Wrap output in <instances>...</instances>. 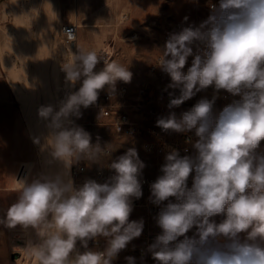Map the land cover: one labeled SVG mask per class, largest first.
Here are the masks:
<instances>
[{"label":"clouds","instance_id":"obj_1","mask_svg":"<svg viewBox=\"0 0 264 264\" xmlns=\"http://www.w3.org/2000/svg\"><path fill=\"white\" fill-rule=\"evenodd\" d=\"M210 9L198 27L170 34L159 52L156 65L171 81L165 91L173 90L168 91L167 108L179 107L209 86L240 99L215 116L216 95L201 98L179 118L170 111L156 119L164 132L195 130L197 139L187 140L195 155L168 152L162 175L149 186L152 204L167 203L154 218L161 232L147 252L157 264H264V152L257 151L264 141V0H220L218 8ZM63 33L76 40L73 30ZM190 56L192 64L184 74ZM101 60L104 68L94 71ZM61 71L68 89L78 82L81 86L67 91L57 106L38 109L47 134L32 141L43 156V170L29 180V169L17 180V199L4 210L0 225L34 233L26 249L35 264H113L143 233V218L129 217L133 199L143 196L146 165L135 146L106 163L112 145L102 147L99 138L92 143L91 134L75 120L82 117L81 108L97 102L100 90L107 86L114 95L117 82L129 83L132 73L128 66L84 48L63 58ZM81 162L114 174L103 183L86 178L77 186L71 169ZM217 216L223 219L217 222ZM125 260L136 264L133 256Z\"/></svg>","mask_w":264,"mask_h":264},{"label":"rangeland","instance_id":"obj_2","mask_svg":"<svg viewBox=\"0 0 264 264\" xmlns=\"http://www.w3.org/2000/svg\"><path fill=\"white\" fill-rule=\"evenodd\" d=\"M192 9L190 0H0V217L17 199V180L24 168L25 175L29 169L31 171L29 180L43 170V156L32 137L46 135L47 129L45 121L39 119L36 112L42 105L57 106L67 91H76L81 86L78 82L75 88L68 89L65 86V74L61 71L63 58H71V51L75 53L78 48L95 49L102 59L116 60L128 66L132 73L131 81H118L116 89H127L124 110L141 129L131 138L121 137L112 126L105 125L100 116L84 108H81L82 117L75 123L91 134L94 144L99 138L102 147L112 145L114 150L109 159L104 158L106 162L135 146L139 158L146 165L142 177L155 173L156 158L143 150V143L172 141L183 133L164 132L158 127L157 135L145 131L162 116H153L150 106L162 107L168 91H173H165L166 85L171 82L170 77L151 72V65L163 50L166 37L177 32L175 26L191 22ZM67 25L77 27L74 48L62 41L61 30ZM17 29H21L30 41L21 43L16 35ZM103 68L104 62L101 60L94 71ZM141 90L145 92V99L139 96ZM175 91L179 95L178 90ZM199 100L196 95L176 109L181 115ZM30 110H34L33 113ZM220 111V106L214 104L213 115H218ZM35 116V120H42L41 127L39 121H33ZM260 147L261 152H264V141ZM95 166L92 165L88 170L92 171ZM187 183H192V174ZM170 199L175 202L174 198ZM155 217H149L143 208L133 207L129 219L143 218V233L119 253L113 264H127L125 257L145 243L146 235L160 234L161 229ZM214 219L219 222L223 217ZM194 231L191 230L187 235L191 236ZM30 237L35 238L34 233H25L19 226L8 229L0 225V256H6V240L14 247L12 264H35L26 249ZM147 264H157L151 253Z\"/></svg>","mask_w":264,"mask_h":264},{"label":"built area","instance_id":"obj_3","mask_svg":"<svg viewBox=\"0 0 264 264\" xmlns=\"http://www.w3.org/2000/svg\"><path fill=\"white\" fill-rule=\"evenodd\" d=\"M193 5V20L189 24H177L175 26V30L179 32L183 27H187L189 25H192L194 27H198L201 22L206 20L208 16L211 14V5H216L217 8L219 6L220 0H190ZM65 29H71L76 34L77 38V27L73 25H67L63 26L61 33H62V41L66 45L74 44L76 41H69L66 38V34L63 33V30ZM169 36L166 37V40ZM201 50H203V45L200 46ZM194 53L196 52L195 45L193 46ZM159 56H156L152 65H151V72L158 74L160 76H168L166 73L162 72L160 68L156 65L159 60ZM193 57L190 56L186 62V65L184 69H182V72L184 74H187L188 67L192 64ZM216 95L217 99L214 104L220 106L221 110L224 106H226L229 103H232L234 100H239V96H233L232 94L228 93L226 90H219V92H215L213 86H209L206 90L201 91L197 94V96L201 98H208L212 99V97ZM139 96L143 99L146 98L145 92L141 90L139 92ZM126 97H127V89L125 87H120L116 89V92L114 95H109L107 88L104 90H100L98 100L97 102L89 106L87 109L94 112L96 115L100 116L104 120L105 125H110L121 137L125 138H131L138 134L140 131V127L137 123L131 119V117L126 113L124 108L126 107ZM169 96L165 98L164 104L162 107H151V114L153 116H156L158 114H162L164 116L168 115L170 111L175 112L177 117L180 116L179 112L177 111L176 107L169 110L167 108V105L169 103ZM117 100H119V103H117ZM156 126L152 125L150 129L154 131V128ZM191 137L192 142L194 143L197 137L195 136V130L183 133L180 138L175 139L173 141H166L163 143H153L148 142L143 145V150L150 155H153L156 158V171L154 174L141 177L142 179V192L143 196L140 199H133V207L135 208H143L145 209L147 215L149 217L156 216L158 212L160 211V208L164 206L167 202H164V204L157 206L152 204L149 201L150 196V184L156 180V178L162 173L160 172L161 165L165 162L164 158L165 155L170 152L171 150L175 149L178 150L183 155H195V149L192 147L191 143H188V138ZM187 149V151H185ZM258 152H261V147L257 149ZM111 161H108L106 163H110ZM80 169H83L82 171ZM72 176L74 179V182L77 186L81 185L86 178L95 179L98 183H103L105 180L114 174L113 171L109 170L107 167L101 168L99 165H96L95 168L92 171H89L87 166L84 162H81L79 165H74L71 169ZM194 176V173H192V177ZM192 185L188 184V187L190 188ZM155 235L148 234L145 237V243L142 245H139L135 248V250L130 254V256H133L136 258V264L142 263L147 264L149 262V256L150 253L147 252V247L149 244L154 242ZM105 245V241L103 239L99 242V248L103 250V247ZM79 247V244H78ZM89 247H93V243H89ZM81 251L83 249L81 248Z\"/></svg>","mask_w":264,"mask_h":264},{"label":"crops","instance_id":"obj_4","mask_svg":"<svg viewBox=\"0 0 264 264\" xmlns=\"http://www.w3.org/2000/svg\"><path fill=\"white\" fill-rule=\"evenodd\" d=\"M193 10V9H192ZM193 20V11H192V19H191V22ZM135 123H137L135 120H133ZM138 124V123H137ZM152 125H155V123H151L146 129V133H149L151 135H157V127L154 128V131H152L150 129V127ZM139 126V125H138ZM140 127V126H139ZM140 132V131H139ZM138 132V133H139ZM173 141V140H172ZM148 142H153V143H163V142H166V141H146L143 143V145L145 143H148ZM169 142V141H168ZM93 143V142H92ZM143 145H142V148H143ZM88 168V167H87ZM5 240V239H4ZM5 247H6V256L2 257L0 256V264H12V255H13V252H14V247H12L11 245L8 244V242L5 240Z\"/></svg>","mask_w":264,"mask_h":264},{"label":"bare ground","instance_id":"obj_5","mask_svg":"<svg viewBox=\"0 0 264 264\" xmlns=\"http://www.w3.org/2000/svg\"><path fill=\"white\" fill-rule=\"evenodd\" d=\"M38 20H39V19H38ZM19 21H20V20H19ZM18 26H19V25H18ZM20 26H21V25H20ZM36 27H37V26H36ZM38 27H39V26H38ZM12 28H13V27H12ZM20 28H21V27H20ZM17 30H18V31H17L18 34H16V35H18L19 41H20L21 43H25V42H27V41H30V39L28 40V38L24 36V34H23V32H22L21 29H17ZM35 31H37V30H35ZM24 32H25V31H24ZM31 32H32V31H31ZM31 32H29V33L31 34ZM42 32H43V31H42ZM21 34H22V35H21ZM12 35H13V34H12ZM26 35H27V34H26ZM28 36H29V34H28ZM29 38H30V36H29ZM28 43H29V42H28ZM70 47L74 48V44H71ZM69 59H70V58H69ZM5 64H6V63H5ZM8 66H9V65H8ZM8 66H6V67H8ZM10 67H11V66H9L8 69H9ZM12 67H13V66H12ZM10 70L12 71L13 69L10 68ZM11 73H14V72H11ZM26 81H27V80H26ZM29 83H30V82H29ZM24 87H25V86H24ZM24 87H23V88H24ZM25 88H26V87H25ZM34 108H35V107H33V109H34ZM27 109H28V108H27ZM25 110H26V109H25ZM33 111H34V110H33ZM33 111L31 112V110H30L31 113H33ZM37 111H38V110H37ZM35 112H36V109H35L34 113H35ZM37 113H38V112H36V115H37ZM28 115H30V114H28ZM30 116H31V115H30ZM33 116H34V115H33ZM33 116H32V117H33ZM37 117H39V116L37 115ZM35 118H36V116L34 117L33 121L35 120ZM39 119H41V118L39 117ZM39 119H38V120L36 119L37 121L35 120V123L39 121V122H40L39 125H40V124L42 123V122H41L42 120L40 121ZM29 120H30V119H29ZM33 124H34V122H33ZM30 125H31V124H30ZM39 125L37 124V126H39ZM34 126H36V125L34 124ZM29 127H30V126H29ZM40 127H41V125H40ZM36 128H37V127H36ZM37 129H38V128H37ZM40 130H41V129H40ZM42 134H43V133H42ZM41 157H42V156H41ZM25 172H26V171H25V168H24V171H23V173H22L20 179H23V178L25 177ZM20 179H19V180H20Z\"/></svg>","mask_w":264,"mask_h":264}]
</instances>
